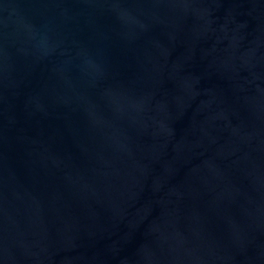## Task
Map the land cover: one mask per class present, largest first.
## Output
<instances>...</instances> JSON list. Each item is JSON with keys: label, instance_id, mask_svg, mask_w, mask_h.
<instances>
[{"label": "water", "instance_id": "95a60500", "mask_svg": "<svg viewBox=\"0 0 264 264\" xmlns=\"http://www.w3.org/2000/svg\"><path fill=\"white\" fill-rule=\"evenodd\" d=\"M0 264H264V0H0Z\"/></svg>", "mask_w": 264, "mask_h": 264}]
</instances>
